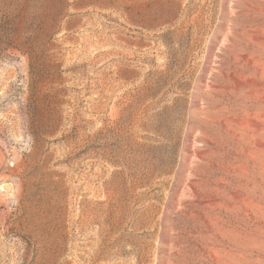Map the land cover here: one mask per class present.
I'll use <instances>...</instances> for the list:
<instances>
[{"label":"rangeland","instance_id":"374dc122","mask_svg":"<svg viewBox=\"0 0 264 264\" xmlns=\"http://www.w3.org/2000/svg\"><path fill=\"white\" fill-rule=\"evenodd\" d=\"M264 236V0H0V264H233Z\"/></svg>","mask_w":264,"mask_h":264},{"label":"bare ground","instance_id":"6f19581e","mask_svg":"<svg viewBox=\"0 0 264 264\" xmlns=\"http://www.w3.org/2000/svg\"><path fill=\"white\" fill-rule=\"evenodd\" d=\"M241 255H233V264H264V236L256 237L253 231L240 245Z\"/></svg>","mask_w":264,"mask_h":264}]
</instances>
